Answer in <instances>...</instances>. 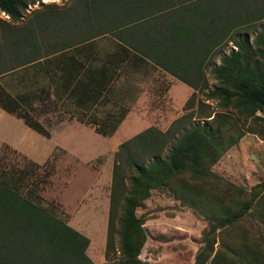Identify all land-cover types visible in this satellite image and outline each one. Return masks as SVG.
<instances>
[{"label":"trees","instance_id":"obj_1","mask_svg":"<svg viewBox=\"0 0 264 264\" xmlns=\"http://www.w3.org/2000/svg\"><path fill=\"white\" fill-rule=\"evenodd\" d=\"M20 5L21 0H0V9L13 19L20 18ZM51 13L18 23L1 19L0 78L23 72L35 79L42 76L55 93L79 98L84 104L109 90L121 66L149 61L193 88L183 105L187 111L165 130L148 126L121 141L114 154L106 254L117 234L120 256L108 264H142L139 253L146 230L135 208L150 189L168 187L182 201L192 202L191 194L208 191L206 186L215 175L212 164L246 131L264 138V126H249L263 119L257 111L264 110V23H258L264 18V0H73V5ZM106 32L113 34L116 49L102 55L93 52L91 44ZM228 40L235 48L212 67L219 84L207 91V96L218 98L224 111H206L201 100L194 109L195 90L206 85L203 65ZM41 90L48 96L47 88ZM30 94L36 96L31 92L24 97ZM0 105L50 136L29 103L7 93L1 83ZM124 114L77 117L93 121L98 132L109 134ZM212 196L209 201L214 206L204 213L208 226L196 264L216 261L218 229L251 206L264 207V197L247 192L237 208L225 195ZM12 241L13 262L7 244ZM87 244V236L19 194L8 179H0V264L91 263L85 253ZM248 264H264L261 251Z\"/></svg>","mask_w":264,"mask_h":264},{"label":"rangeland","instance_id":"obj_2","mask_svg":"<svg viewBox=\"0 0 264 264\" xmlns=\"http://www.w3.org/2000/svg\"><path fill=\"white\" fill-rule=\"evenodd\" d=\"M70 5L73 0H21L20 18H10L0 9V22L3 19L18 23L36 16L43 19L51 10H62ZM258 23L263 24L264 18ZM112 36L111 32L99 35L95 39L97 43L90 48L99 53L116 49L117 46L111 43L114 41ZM234 48L232 40H228L203 65L206 85L195 90L194 109L201 100L206 111H224L218 98L207 96V91L219 84L212 67L220 62L224 53ZM138 67L122 66L120 76L105 92L104 102L95 107L96 113L89 115L101 119L110 109H118V114L127 106L134 109L135 99L141 95L139 108L144 114L139 117L138 125L132 129L135 123L122 124L121 121L122 127L117 125V129L109 134L96 131L90 121L84 123L72 117L71 109L59 106L54 98L46 96L41 89L47 88L50 92V84L42 76L35 79L30 73L23 72L0 80L7 93L29 103L31 113L51 130L49 137L59 141L55 139L57 143L54 142L52 154L43 164H37L15 150L4 149L0 154V179H8L9 186L15 187L19 194L88 237L85 253L92 262L83 264H108L119 260L117 234L114 247L106 254L112 167L118 144L151 124L165 130L173 119L187 111L183 105L193 90L189 87L187 91V86L180 82L173 84L176 80L171 74L149 61L139 63ZM31 92H36V96L24 97ZM257 114L263 119L249 126L260 129L264 126V110H258ZM211 169L215 175L206 186L208 191L191 194L194 200L189 199L193 203L182 201L168 187H156L150 189L143 203L135 208L146 230L139 253L142 264H196L195 255L208 226L204 213L214 206L209 201L213 194L216 199L224 195L228 200L232 199L234 208L242 205L244 192L264 197V184H261L264 180V138L257 132L246 131L212 164ZM216 236L214 249L219 255L213 264H248L258 251L264 256V207L251 206L234 222L218 229ZM7 244H10L13 262V241ZM4 251L7 252V248ZM74 264L79 263L74 260Z\"/></svg>","mask_w":264,"mask_h":264},{"label":"crops","instance_id":"obj_3","mask_svg":"<svg viewBox=\"0 0 264 264\" xmlns=\"http://www.w3.org/2000/svg\"><path fill=\"white\" fill-rule=\"evenodd\" d=\"M92 45L94 47V44H91V46ZM104 53H106V52H104ZM94 55H95V53H94ZM101 55H102V53H101ZM139 63L141 64L144 62H139ZM139 63L135 67L139 68L138 67ZM150 63H152V62H150ZM123 66H125V65H123ZM157 67H159V66H157ZM121 68H122V66L120 67V69ZM126 68H127V70L131 69V67H126ZM159 68H161V67H159ZM164 71H166V70H164ZM166 72H168V71H166ZM168 73L171 74L170 72H168ZM120 74L118 76H120ZM171 75L176 80V81L172 82L173 84L180 82L183 85L187 86V91H188L190 86L186 82L180 80L179 78H177L173 74H171ZM6 78L7 77L0 78V80L6 79ZM116 78H114V79H116ZM113 80H111V82ZM171 89H172V87H171ZM171 93H172V91H171ZM48 95H49V97L54 98V101L59 103V106L60 105L66 106L67 108L71 109L72 111L70 112V114L72 115V117H75L77 120L84 122V123H87V121L79 119L77 117V115L78 114H86V116H88L90 114H93L94 112L96 113L95 107L98 104H102L105 100L104 93H103L97 99H95V100L90 99V101L87 100L86 103L82 104V100H78L79 98L66 97L65 95H58L57 93L54 92L52 85H50V92ZM141 97H142L141 95L136 97V99H135L136 107L134 109H132V108L129 109L128 106L123 109V111H125V114H124L123 118L121 119L122 124H124V123L125 124L135 123V126L132 129H134L138 125V123L140 122V118L142 116L141 114H144L141 112V109L139 108L140 103H141ZM117 110L118 109H116V110L110 109L108 111V113L117 112ZM143 110H145V109H143ZM121 121L118 124V126L120 125V128L122 127V124H120ZM90 122L94 123L93 121H90ZM95 125L96 124L94 123V127H95ZM151 125L157 127V125H155V124H151ZM151 125H149V126H151ZM117 127L115 128V130L117 129ZM95 130H96V128H95ZM50 132H51V130H50ZM55 139H56V137H55ZM55 139H52V137L44 135L43 133L36 130L32 126L28 125L23 120V118H21L20 116H17L13 112L8 111L7 109H5L4 107H2L0 105V154L4 151V149H12V150H15V151L23 154L24 156H26V158H28L29 160H32L33 162H35L37 164H43L46 162L48 157H50V155L52 154V150L54 148V142H56V141L59 142L57 139L55 141Z\"/></svg>","mask_w":264,"mask_h":264}]
</instances>
